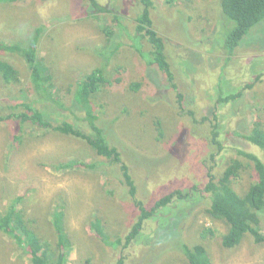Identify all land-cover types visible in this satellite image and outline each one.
<instances>
[{"label": "rangeland", "instance_id": "1", "mask_svg": "<svg viewBox=\"0 0 264 264\" xmlns=\"http://www.w3.org/2000/svg\"><path fill=\"white\" fill-rule=\"evenodd\" d=\"M155 1L159 7L153 11L155 28L165 39L177 89L168 84L167 76L158 67L146 66L145 60L151 57L146 52L150 51L147 42L142 51L138 38L130 36V42L127 41V35L136 26L137 0H103L123 16L121 20L127 26L115 25L114 35L108 42L98 32L99 22L92 23L83 17L84 0L0 4V39L15 40V36L33 34L38 27L47 26L48 31L40 40L39 56L53 65L59 85L64 87L72 79L102 68L113 50L115 54L105 72L109 83L97 98L94 109L113 134L110 140L126 142L121 150L126 151L129 167L137 180L138 199L152 204L160 199V191L165 194L176 189L189 193L191 199L162 209L154 220L146 223L141 236L128 249L106 248L94 236L92 224L103 220L112 239L124 238L132 224L128 221L134 214L131 197L119 200L116 196H122L123 192L118 181L110 178L112 168L58 170L56 166L65 160L90 163L95 155L81 140L53 133L27 137L20 145H13L17 127L2 123L0 213L21 198L19 210L27 217L38 219V223H30L35 225L38 234L45 232L44 236L52 240L54 233L49 223L53 222L57 209L63 210L64 227L74 243L66 251L69 264H120L121 260L123 264H185L182 258L176 257L180 254L172 250L179 243L173 245L176 232L188 245L204 244L214 264H264V244L245 240L234 250L223 248L227 225L207 215L208 201L204 196L209 183L208 169L214 167V173L220 174L231 159L246 161L237 154L238 150L252 153L264 162V151L241 136L250 133L256 117L264 120V26L252 30L235 53L228 56L225 40L235 22L224 15L221 0H176L177 5L174 2L170 6L165 0ZM121 42L129 44L121 48ZM0 59L12 62L20 70L22 87L26 89L29 73L24 62L3 53ZM155 75L161 79L160 86L155 82ZM258 76H261L259 82ZM138 82L142 88L135 91L133 85ZM251 83H256L255 87L245 89L240 99L218 102L220 97L237 94ZM4 94L10 96V90L5 89ZM179 94L183 95L182 109ZM69 102L67 106L71 107ZM42 107L48 118L59 123L66 120L79 125L75 115L85 116L82 110L63 111L53 102H42ZM6 110L0 109V114ZM215 114L224 150L213 162L207 155L208 142H211L209 124L203 118L213 119ZM205 159L208 164L204 163ZM151 160H162V164L150 170L138 166ZM254 181L255 171L249 169L241 174L236 190L243 193ZM111 189H116V194L109 197L107 192ZM192 212L194 216L190 219ZM260 217L264 234V212ZM54 240L52 245L56 247ZM15 244L0 233V264H31ZM57 254L51 257L56 258Z\"/></svg>", "mask_w": 264, "mask_h": 264}, {"label": "trees", "instance_id": "2", "mask_svg": "<svg viewBox=\"0 0 264 264\" xmlns=\"http://www.w3.org/2000/svg\"><path fill=\"white\" fill-rule=\"evenodd\" d=\"M21 1L27 0H0V4L13 6ZM137 1L139 13L135 20L136 26L134 32L127 35V41L130 42L128 40L130 36L135 40L138 38L142 51L144 43L147 42L150 45V51L146 52L151 53V57L147 61L145 60L146 66L153 69L158 67L159 71L167 76L168 84L177 89L178 85L175 82L166 55L165 39L155 28L153 11L159 8L157 7V1ZM165 1L169 3V6L174 2L177 5L176 0ZM84 2L83 17L92 23L95 20L99 22L98 32L104 34L105 41H110L114 35L113 27L115 25L127 27L121 20L123 16L116 14L117 12L110 6L105 5L103 0H84ZM220 3L224 15L235 22V27L228 34L224 45L227 55L231 56L252 30L264 26V0H221ZM47 31L48 27L43 26L38 27L33 34L27 33L22 34L20 37L15 36V40L0 39V53L16 56L22 60L29 73L28 86L25 89L22 87L23 77L20 70L12 62L0 59V109H7L5 113L0 114V124L10 123L17 127L13 136V145L16 146L23 143L27 137H38L53 133L81 140L95 155L90 163L79 159L65 160L56 166L58 170H65L69 167H82L87 170L104 171L105 168L111 167L110 178L118 181L117 184L120 188L122 187L123 195L120 196L116 194V189H111L107 192V196L111 197V195L116 194L119 200L131 197L133 202L132 212L134 214L128 222H132V224L129 227V233L124 238L117 237L115 240L112 239L103 220L95 221L92 228L95 232L94 236L100 238L106 248L128 249L141 236L146 223L154 220L162 209L175 202H186L191 199V196L189 193H184L182 189H176L165 194L160 191V199L153 201L152 204L138 199L137 180H135L129 167V157L126 155V151L121 150V148L124 149L123 145L126 142L120 139L110 140L113 134L108 132L110 129L107 128L108 126L103 125L101 116L95 114L94 109V106L96 107V103H98L97 98L109 83L105 72L112 54L115 53L110 50V54L104 60L105 64L103 63L102 68H96L90 74L78 77L77 80L72 79L67 87H64L59 85L57 71L53 65L39 56L40 40L44 32ZM127 44L129 43H119L121 48ZM102 52L100 54L104 56ZM155 76H157L155 82L160 86L161 79L158 75ZM256 80L259 82L261 76H258ZM255 84H248L246 88L237 94L220 97L218 102L230 103L236 101L243 96L245 89H253ZM133 87L135 91H138L142 88V84L138 82ZM5 89L10 90V96L4 94ZM67 100L70 101L71 107L67 106ZM182 100L183 95L179 94L181 109ZM45 101L55 103L63 111L70 108L82 110L85 112V116L79 118L75 115L79 119V125L66 120L60 123L56 122L48 118L47 113L44 112L42 102ZM193 115L194 113H192ZM262 118L261 116L256 117L250 133L241 136L264 151V120ZM203 122L209 124L211 142H208L207 155L209 156L208 159L214 162L216 157L224 150V146L220 141L217 124L218 116L215 114L213 119L204 117ZM156 125L159 127V124ZM158 131L160 132V130ZM237 154L246 161L240 162L237 159H231L227 163L226 169L220 174L214 173V167L208 169L209 183L204 190V196L208 201L205 209L207 215L211 219L223 221L227 225V233L222 238V246L226 250L238 248L245 240H250L254 244H264L260 217V213L264 212V162L258 156L243 150H238ZM208 159H205L204 163L208 164ZM160 164H162V160H151V162L138 163V166L148 167L150 170V167L157 168ZM249 169L255 171V181L252 182L247 191L239 193L236 190V183L241 174ZM21 200V198L15 199L6 212L0 213V233L14 240L17 248L26 254L31 264H69L66 251L74 243L64 227V211L57 209L55 217L53 216V222L49 223L50 231L54 233V238L50 240L44 236L45 232L38 234L35 225L33 226L30 223V221L38 223V219L31 216L27 217L24 211L19 210L18 206L22 202ZM193 216L194 213L192 212L190 219ZM175 237L176 240L173 245L179 243L176 248L173 246L172 250L175 249L174 253L180 254L176 257L182 258L185 264H214L212 256L204 244L188 245L183 242L179 232H176ZM55 238L56 247L52 245L55 243ZM53 254H57L56 258L51 257ZM120 264H123L122 260ZM149 264H153V262Z\"/></svg>", "mask_w": 264, "mask_h": 264}]
</instances>
